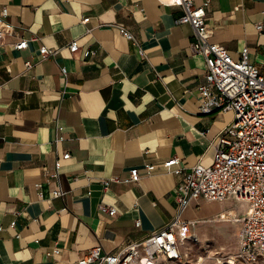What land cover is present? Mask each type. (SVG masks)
<instances>
[{"label":"crops","instance_id":"obj_1","mask_svg":"<svg viewBox=\"0 0 264 264\" xmlns=\"http://www.w3.org/2000/svg\"><path fill=\"white\" fill-rule=\"evenodd\" d=\"M207 1L210 40L234 58L247 46L248 60L264 71V0ZM2 6L15 28L0 44V264H76L96 244L117 251L168 222L179 177L171 171L177 164L166 160L177 156L185 168L209 163L213 141L232 118L231 111L198 108L205 61L190 48V23L177 21L181 6L173 0H0ZM20 37L27 47L14 48ZM72 39L78 51L67 48ZM43 44L58 50L41 58ZM87 48L96 51L85 57ZM65 151L70 156L61 159L58 176L65 193L51 198L53 184L42 173ZM144 162L155 168L146 173ZM134 166L137 181L103 187L104 179H123ZM225 200L241 204L233 213L241 217L246 202L226 198L205 200L216 207L207 212L200 211L203 199H193L181 218L213 221L232 213ZM192 227L201 241L217 229ZM238 238L239 232L237 244ZM54 246L58 252L47 253Z\"/></svg>","mask_w":264,"mask_h":264},{"label":"built area","instance_id":"obj_2","mask_svg":"<svg viewBox=\"0 0 264 264\" xmlns=\"http://www.w3.org/2000/svg\"><path fill=\"white\" fill-rule=\"evenodd\" d=\"M181 6L182 12L178 22H188L193 29L190 43L192 52L204 57V81L199 83L198 108L202 112L231 111V120L218 132L212 145L214 153L209 163L197 162L188 168L179 165V157L171 156L166 160L168 166L176 165L171 171L179 179L174 188L176 202L175 215L162 226L155 229L139 241H130L117 251L104 252L99 244L90 247L76 261V264H87L97 261L98 264H162L163 260L182 262L186 254L181 249L186 241L196 239L191 228L195 220H184L181 213L191 200H222L233 198L246 202V208L239 219L240 230L237 248L227 264H264V71L247 58L248 47L244 46L237 58L232 57L227 48L210 40L211 28L206 23V6L208 1L195 3L194 0H173ZM7 7L0 10V44L4 37L15 28L6 21ZM87 22L89 16H83ZM260 29L262 23L256 24ZM119 31L138 45L133 34L123 25ZM28 39L20 37L12 43L17 49L27 47ZM71 52L80 49L77 39L66 43ZM40 57L53 55L57 48L39 46ZM95 49L87 48L82 54L87 57L95 53ZM139 54H144L137 46ZM25 65H32L30 60ZM65 75L66 68L61 66ZM69 151L56 157L52 168H44L42 178L53 184L50 197H60L65 190L58 183L61 159L69 158ZM145 172H151L153 163L144 162ZM141 177L138 167H131L129 175L123 179L112 176L103 180L107 188L111 180L137 181ZM41 181L35 183L39 196L43 195ZM63 206L61 209H65ZM102 210L110 215L116 208L110 204H102ZM230 214V213H228ZM222 215L221 213L219 214ZM224 218V217H220ZM15 220L10 221L14 226ZM139 224V219L135 220ZM58 247L47 250V253L58 252ZM199 259L191 264H202ZM223 264V262H217Z\"/></svg>","mask_w":264,"mask_h":264},{"label":"rangeland","instance_id":"obj_3","mask_svg":"<svg viewBox=\"0 0 264 264\" xmlns=\"http://www.w3.org/2000/svg\"><path fill=\"white\" fill-rule=\"evenodd\" d=\"M203 200L200 204V211L207 212L211 208L215 207L214 203L208 204V202H204ZM224 207H228V209H232V213H226L224 218H215L211 221L209 218L204 217L205 219L197 220L194 224L196 230H211L212 228L217 227L216 232L211 235V237L206 241H201L198 239L196 235V239L190 241V243H186L183 246V251L186 254L182 258V262H174L173 261H163L162 264H191L194 260L199 259L202 264H217V259L221 260L227 264L226 260L229 259V256H232L235 252L237 245V235L240 228V223L237 219L232 218V214L241 207L240 203H235L233 201H226L224 203ZM216 208V207H215ZM195 214H199L198 210H196ZM202 214V213H201ZM216 225V226H215ZM191 230L194 232L193 227ZM219 261V262H221Z\"/></svg>","mask_w":264,"mask_h":264},{"label":"bare ground","instance_id":"obj_4","mask_svg":"<svg viewBox=\"0 0 264 264\" xmlns=\"http://www.w3.org/2000/svg\"><path fill=\"white\" fill-rule=\"evenodd\" d=\"M226 213H230V211H229V210H227V211H223V212H222V215L219 216V217H224V216H226ZM230 258L232 259V256H229V259H230ZM219 261H220V259H219V260L217 259V262H219Z\"/></svg>","mask_w":264,"mask_h":264}]
</instances>
